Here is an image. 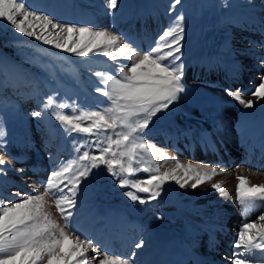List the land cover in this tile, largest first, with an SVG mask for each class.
I'll return each instance as SVG.
<instances>
[{
  "label": "snow or ice",
  "instance_id": "1",
  "mask_svg": "<svg viewBox=\"0 0 264 264\" xmlns=\"http://www.w3.org/2000/svg\"><path fill=\"white\" fill-rule=\"evenodd\" d=\"M181 2L171 0L169 26L158 35L154 46L142 52L126 43V38L115 30L58 22L51 14L27 5L25 0H0V27L7 29L10 25L23 37L80 58V63L88 65L91 75L97 78L95 91L107 100L103 108L85 109L75 101L70 105L50 95L42 101L40 110L31 113L36 118L50 113L65 133L92 139L86 141L89 150L81 153L85 145H79L76 151L80 154L74 160L62 162L50 172L42 191L10 194L19 199L0 193V264H135V251L127 257L108 249L98 251L96 241L70 227L83 181L101 166L117 181V187L129 189L124 196L140 205L156 201L170 181L180 189L190 186L193 190L210 184L213 190L226 196L223 183L213 182L216 176L225 173V168L182 164L176 160L174 167L161 172L157 158L166 163L175 157L167 156L143 135L153 118L167 112L186 91L183 82L186 64L182 59L185 17L183 12L172 15ZM118 6V0H106L110 14L115 15ZM96 55L106 57L115 68L94 70L86 58ZM125 60L131 63H123ZM260 64L264 67V59ZM0 86H8L7 81L0 82ZM225 93L244 109H252L256 101L264 100V75L251 93L255 100H246L239 88L235 91L226 88ZM69 108L70 113L62 111ZM4 135L0 128V145L4 143ZM93 150L98 154H93ZM8 163L10 160L0 155V175L6 173L4 166ZM237 167L241 172L245 170L244 166ZM17 171L23 173L25 169ZM138 171L148 173V178L133 179ZM235 179V200L244 222L231 244L234 251L223 259L229 264H264V213L248 222L251 211L264 209V183H253L245 175H236ZM141 193L146 195H138ZM49 201L63 224L52 218ZM143 246V240L134 244L135 249ZM90 252L95 254L90 256Z\"/></svg>",
  "mask_w": 264,
  "mask_h": 264
},
{
  "label": "rangeland",
  "instance_id": "2",
  "mask_svg": "<svg viewBox=\"0 0 264 264\" xmlns=\"http://www.w3.org/2000/svg\"><path fill=\"white\" fill-rule=\"evenodd\" d=\"M25 2L38 11L51 14L58 22L90 24L97 30H115L118 34L122 33L126 43L129 39L138 41L147 38L148 35L153 36L155 42L158 35L169 26L171 19L168 13L171 0H155V14L149 10L146 0H118L119 6L115 10V15L108 12L106 0H25ZM59 4L63 5L68 14L65 21L56 15ZM179 12H183L185 17L182 59L187 69L183 81L186 91L180 94V98L167 112L154 117L143 134L149 143L163 149L169 157L176 155L173 148L169 147L168 139L164 135L155 134L163 132L178 121L182 122L187 116L193 120L213 115L223 120L227 119L229 113H234L243 106L227 96L225 89L235 91L239 88L242 91L244 82L245 86L251 88L244 94V98L254 100L251 93L259 85L261 75H264V67L260 64L264 59L260 58V53H264V0H182L172 15ZM96 16L99 19L104 16L106 18H103L104 20L112 19L115 26L111 27L109 23L107 26H100L90 21V18L93 17L94 20ZM225 36L229 40L228 45L231 46L229 54L233 59L236 57L243 68V71H240L242 77L238 78L240 81L238 84L213 85L224 77L220 73L222 62L223 67L228 63L226 60L229 54L227 55L224 50L225 39L222 40ZM202 57H206L207 61L204 62L202 59L205 66L203 72L212 64L218 67L215 74L208 71L212 76V82L192 81V74L198 70L197 60ZM216 57L218 61L214 63ZM86 59L91 61L94 70L109 71L115 68V65L103 55ZM122 62L131 63L127 60ZM2 81H7L8 86H0V128L5 133L4 143L0 145V155L10 160V163L4 166L7 169L6 173L0 175V193H7L10 199H19L11 197L10 194L15 191L33 194L37 189L42 191V185L50 172L60 163L74 160L80 154L76 151L79 145H85L81 148V153L89 150L86 141L92 139L83 134L65 133L50 113L41 118L33 117L31 113L40 110L42 101L50 95L58 102L67 101L70 105L75 101L78 106L85 109L103 108L107 100L95 91L97 78L91 75L88 65L80 63V58L43 45L33 38L23 37L20 33H15L10 25L7 29L0 27V82ZM102 101L104 103H101ZM262 104L264 100L256 101L255 109L262 108L260 106ZM62 111L70 113L71 109ZM93 154L98 153L93 150ZM175 160L170 159L165 163L157 158L161 172L167 170L171 164L175 166ZM36 163L42 166L38 174L33 173ZM20 168H24L25 171L19 173L17 170ZM148 175L138 171L133 179H146ZM81 187L85 189L80 190L77 206L72 210L71 219L75 218L76 221L83 219L84 207L81 196L84 190L99 200L119 202L118 204H123L134 214L142 212L147 207V204L140 205L128 200L123 193L129 189L117 187V181L108 175L104 166L94 169ZM180 190L170 181L164 185L160 198L169 204L175 201ZM138 195L143 197L146 194ZM104 202L99 201L101 204ZM49 203L52 204L51 201ZM48 211L53 219L63 224L54 204Z\"/></svg>",
  "mask_w": 264,
  "mask_h": 264
},
{
  "label": "bare ground",
  "instance_id": "3",
  "mask_svg": "<svg viewBox=\"0 0 264 264\" xmlns=\"http://www.w3.org/2000/svg\"><path fill=\"white\" fill-rule=\"evenodd\" d=\"M146 1L149 10L155 14V0ZM56 15L64 18L62 21L66 20L68 14L63 5L59 4ZM93 17L90 21L100 26H107L108 23L111 27L115 26L112 19L104 20V16L102 19L96 16L93 20ZM222 40L228 55L231 50L229 40L226 36ZM131 41L133 40L129 39L127 42L131 44ZM154 43L153 36L148 35L132 44L141 51H147ZM228 56V63L223 67L222 62L221 66L220 73L224 77H221V82L213 79L218 82L213 85L225 86L227 83L240 82L238 78L242 77L240 71L243 68L236 57L233 59L232 55ZM260 58H264L263 52L260 53ZM202 59L207 62L206 57L197 60L198 70L192 74V81L212 82L210 73L218 72V67L212 64L203 72L205 66ZM216 61L218 57L214 63ZM243 84L242 91L246 94L251 88L245 86L246 83ZM260 106L262 108L259 110L255 109V103L252 109H235L225 120L216 115L196 120L187 116L182 122L178 121L157 133L158 135L155 134L164 135L168 143L171 142L168 145L173 148L175 159L182 164L191 162L225 168V173L216 176L213 182L223 183L226 196H221L210 184L199 186L195 190L189 186L177 193L174 202L168 204L159 197L147 204L142 212L134 214L119 202L99 200L84 190V195L81 191L83 219H71L70 227L96 241L100 246L98 251L108 249L113 254L124 257L135 251V264H203L205 260H208L206 264H229L228 261L224 262L225 256L222 255H226V252L223 249L229 247L232 254L234 249L231 244L244 222L241 207L235 200V177L245 175L253 183H264V104ZM171 165L168 169L174 167ZM237 166H244L245 170L241 172ZM40 168L42 166L36 163L33 173L36 174ZM82 189L85 188L81 187ZM99 201L105 202L101 204ZM262 213L264 209H254L248 216V222L255 221ZM141 240L144 242L143 248L135 249L134 244ZM201 243L205 245L201 246ZM205 246L211 247L212 251H205L204 256ZM218 251L220 252L217 254ZM89 254L91 256L95 253ZM208 255L215 260H210Z\"/></svg>",
  "mask_w": 264,
  "mask_h": 264
},
{
  "label": "trees",
  "instance_id": "4",
  "mask_svg": "<svg viewBox=\"0 0 264 264\" xmlns=\"http://www.w3.org/2000/svg\"><path fill=\"white\" fill-rule=\"evenodd\" d=\"M6 52H8V54L12 55V53H11V52L9 53V51H7V50H6ZM12 56H13V55H12Z\"/></svg>",
  "mask_w": 264,
  "mask_h": 264
}]
</instances>
